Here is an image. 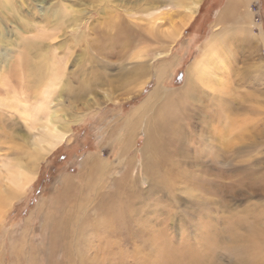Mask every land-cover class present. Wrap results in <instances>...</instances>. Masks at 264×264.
Returning a JSON list of instances; mask_svg holds the SVG:
<instances>
[{"label": "rangeland", "instance_id": "1", "mask_svg": "<svg viewBox=\"0 0 264 264\" xmlns=\"http://www.w3.org/2000/svg\"><path fill=\"white\" fill-rule=\"evenodd\" d=\"M229 1L233 5L222 17ZM183 6L182 0H0L2 190L6 193L11 186V164L37 161L31 141L49 123L53 109L59 108L67 117L83 116L72 124L65 140L39 161L37 176L25 193L0 202V264H49V260L62 264H206L212 249L200 243H206L201 236L208 226L212 232L214 228L220 233L221 228L228 229L219 235L222 238L246 233L254 225L253 232L264 244V0H203L189 26L180 36L167 40L165 30L180 26L187 16ZM67 10L80 18L67 25L73 26L68 29L70 38H47L41 55H36L28 43L56 32L58 22L53 26L48 19L54 14L66 15ZM123 15L140 28L157 29L162 40L135 38L121 47L110 39L108 45H93L109 30L113 17ZM232 15L235 23L229 21L224 26H234L230 32L238 41L221 51L222 58L227 57L224 77L229 79L226 89L231 94L200 99L188 91L181 93L187 70L211 37L218 17ZM28 25L30 30H26ZM80 35L84 36L79 43ZM106 46L118 50V55H107ZM24 50L32 51L27 61L35 72L18 75L13 68H25L18 62ZM4 52H8L5 58ZM140 64H144L142 69ZM162 66H166L165 77L156 88ZM36 75L40 76L37 83L31 80ZM11 76L17 78L13 79L16 85H10ZM73 76L79 81L90 82L96 76L108 81L81 96L62 87ZM55 80L58 85L54 90ZM155 90L161 94L151 101L150 109L156 107L149 119H154L151 113L160 106L162 146L164 151H174L170 152L172 163L166 160L162 166V191L157 186L146 189L150 176L143 163L150 159L153 144L148 142L144 148L147 111L138 109ZM172 94L174 99L168 101L174 103L171 108L162 100ZM157 101L162 102L158 105ZM44 106L48 108L42 111ZM205 110L214 113L207 117ZM227 116L238 122L231 139L224 128ZM177 138L176 147L171 142ZM93 154L95 161L88 159L83 168ZM214 156L220 159L214 161ZM97 161L99 172H106L103 186L115 193H109L112 199L104 195L102 202L109 201L99 205L92 201L99 200L97 185L88 186L87 176ZM68 174L82 175L77 178L78 187L85 191L69 189L59 197ZM126 175L131 177L127 182ZM121 180L129 190L122 199L116 193ZM210 202L214 207L206 215ZM70 205L73 215L68 213ZM48 213L55 214L57 227L65 232L60 246L53 249L55 226L53 219L46 221ZM90 214L96 219L92 221ZM232 217L242 219L239 227L230 222ZM219 252L223 257L229 254L225 248ZM232 254L234 260L229 256L226 264H236L242 258L249 260L245 264H264V245L256 250L248 245L239 255ZM260 255L261 262L257 261Z\"/></svg>", "mask_w": 264, "mask_h": 264}, {"label": "bare ground", "instance_id": "2", "mask_svg": "<svg viewBox=\"0 0 264 264\" xmlns=\"http://www.w3.org/2000/svg\"><path fill=\"white\" fill-rule=\"evenodd\" d=\"M202 1L203 0H182V2L184 4L183 8L185 9L187 16L185 19H182L180 26H176V27H173L171 29L165 30L164 35L167 38V40L168 39H174V38L180 36V34L185 30V28H187V26H189L190 22L196 16ZM179 3H180V1H179ZM180 5H181V3H180ZM232 5H233V1H231V2L229 1L227 6L225 7V9L222 11L223 12L221 14L222 17H225L223 15L227 13V11L232 7ZM65 10H66V8H65ZM120 11L121 10H119L116 13V15L119 14ZM48 15L50 17V14H48ZM74 15H75V13L73 12V10H67L66 15H63V16H61L59 14H57V16H56L54 14L53 18L52 19L49 18L48 21L50 24L53 23L52 24L53 26L55 23L58 22V27L56 28L57 30L54 27V30L56 32L47 33L46 37H44L42 40H39V41L34 39V44L28 43L27 46L33 52H35L36 55H41V52H39V51H42L45 39L48 38V39H51L52 41H58V38L62 37V36H66L64 38V40L69 39L70 35H68L69 34L68 29L72 28L73 26H67V25L78 23L80 20V18L78 16H74ZM127 18L128 17L125 15H123L120 19H117L114 16L110 22L109 30L104 31V35H102L98 40H95L93 45H95V44L96 45H100V44L108 45L107 41L110 39L114 40L116 43H120L121 47L124 45H127L131 40H133L135 38H138V39L139 38L140 39L141 38L155 39L158 41L162 40V37L158 33L157 29H155V28H150V29L140 28L138 25L132 23V21L127 19ZM235 18L236 17L234 15H232V17H227V18H220V16L218 17V21H216V24L214 25V27L212 26L214 31H212V33L210 35L211 37L202 46L201 51L199 53V57L194 59L193 64L191 63L192 65L190 64V66L187 70V75H186L185 84H184L186 87L184 86L185 89L183 91H181V93L188 91V92H191L193 94V96H195V97L197 96L200 99H206L207 96L208 97L213 96L216 98L218 96H221L220 94H223V93L227 94V95L231 94V93H228V91H227L228 89H226L228 87V84H229L228 83L229 79L224 77V71H227V63H226L227 57H226V59H223L221 56V51H223L226 48H229L231 45L235 44L236 41H238L237 35L234 32H232V34L230 32V30H233L234 26L233 25L232 26L230 25V27H228L227 25L224 26V24L228 23L229 21L235 23ZM246 19L248 21L249 18L246 17ZM217 23L218 24L221 23L223 25V27H218ZM236 25H238V24H236ZM66 26H67V28H66ZM28 28H30L29 25H28L26 30H30ZM145 30H147V31H145ZM58 31H61V34H58ZM76 36H74V37H76ZM83 36L84 35L79 36V38H78L79 43L81 42ZM25 40L29 41L27 38H25ZM60 40L63 41L62 38ZM86 42L89 43L88 39H86ZM75 44H77V43L75 42ZM86 45L88 46V44H86ZM92 46H90V47H92ZM90 47H88V48H90ZM31 50H24L21 53L23 56L22 60L18 61L19 65L22 64V67H25V68L22 69V68H19V66H16L15 69L13 68V71L15 73H17L18 75L21 72H23L25 74L35 72V69H30V64L27 61V60H29V58L31 56V52H32ZM117 51L115 52L112 49L110 50L109 48H107V46L104 50V52L109 56L118 55ZM7 54H8V52L3 53L4 58L7 56ZM143 65L144 64H142V65L140 64L138 67L142 69ZM139 71H143V70H139ZM165 73H166V66H162L160 68V72L158 74V85L156 88L159 87V83H160L161 79L163 77H165ZM103 74H101L103 77H107L105 73H103ZM136 74H139V73H136ZM121 75L124 76V74H121ZM226 76H227V74H226ZM11 77L12 78L10 79V81H12V84H10V85H12V86L16 85L17 82L15 83L13 79H17V78L15 76H11ZM59 78L61 79V77H58L57 79H59ZM39 79H40V76L36 75V76H33L31 80L34 81L35 83H37V81ZM107 79L102 81V79L100 77L96 76L92 81L87 82L86 80L85 81L84 80L79 81L77 76H73L69 79V81L65 80L62 87H65L66 90L71 88L70 90H75L78 92L77 94H80L82 96L86 92H89V91L93 90L94 88L96 89L99 84L106 83L105 81H108ZM67 83H68V86H67ZM89 83H91V85H88ZM23 84H24V87H26V86H27V88L29 87L27 83L24 82ZM34 85L37 86V84H34ZM56 85H58L57 80L52 82L51 87L55 90ZM75 91H70V92H73L74 94H76ZM48 94H51L50 88L48 90ZM160 94H161L160 90H155V91L151 92L149 97L143 102V104L138 109H141L142 112L147 111L144 114V118H146V116H147V118H146L147 122L149 121L148 123L147 122L145 123L146 142L144 143V148L146 149L148 142L153 144V146H151L153 150H152V154L150 156V159L149 160L146 159V161L143 163L146 167L145 173L148 174V176H150L149 177L150 184L148 185V187L146 189H149L150 187L152 188L153 186H157L158 189L160 191H162L163 190L162 181H163L164 176H165V173L162 171V168H163L162 166H164L166 160H170L172 163V159H170V155H171L170 152H174V151H169V152L167 150L164 151V146H162V137H161L160 132L163 131L162 130V128H163L162 123L164 122V119L162 118L161 113L158 111L160 109V106L159 107L157 106L158 108H157V110H155L156 112L153 111L151 113V115L154 114V119H152V118L149 119L150 112L152 111V109L154 110V108L156 107V105H154L155 107L150 109L151 101L153 99H155V97H159ZM171 97H172V99H174V95L172 94L171 96H167L162 101H165L164 104L167 103V106H170L172 108L174 103L168 102L171 99ZM162 101H159V102L157 101L158 103L157 102L156 103L159 105L160 102H162ZM44 103L45 102H43V104ZM228 103L231 104L230 101ZM47 108H48L47 106L42 107V111L44 109L47 110ZM169 110H170V108H169ZM58 111H59V108H57V107H56V109L52 110V114L50 113L51 118H50L49 123L46 124L43 127V129L40 131V133L37 136H35L33 138V140L31 141L32 147L34 149L33 155L37 156V161H36V159H34L31 162V164L30 163L27 164L26 162L20 161V162H17L16 164L10 165V168L8 169V180L10 181L11 186H10V188L7 187L6 193L0 187V199H1L0 202L1 203L13 201L14 199L19 198V196H22L25 193L27 188L33 183V181L35 180V178L37 176V172H38L37 170L39 169L38 168L39 161L41 159H44L45 156L50 154L53 150H55L65 140V138L67 137V134L71 130L72 124L79 122L83 118L82 115L78 116V115H71L70 114V116H68V117L63 116ZM205 111L207 112V113H205V115H207V117H209V115L214 113V110L213 111L210 110V112H208V110H205ZM215 116L218 119L221 118L220 114H216ZM152 123L155 125V127H151ZM177 123H178V120H177ZM139 125H140L139 129H140L141 126L143 125V122H141ZM236 126H238L237 120L235 121L234 118L227 116V123L224 124V128L229 132L227 134V136H229L230 139L235 137V133L233 136L232 131L236 128L238 129V127H236ZM233 127H236V128H233ZM217 132H218V130H217ZM230 133H232V134H230ZM33 136L34 135H32V137ZM178 140H179V138L176 139V142L172 141L171 143H174L175 144L174 146L177 147L179 145ZM177 152H179V150L176 151L175 153H177ZM217 154L218 153H216L215 155H217ZM94 158L96 159V156H94V154H93V156L92 155L88 156L86 161L83 163V168H85L87 166V160L88 159H93L95 161ZM97 158H98V155H97ZM219 159H220V156H214V158H213L214 161L219 160ZM98 166H99V164L97 161V163L95 165H93L91 168L88 167L89 170L87 173V174H89V175H87L89 178L88 186H90L92 183L96 184L97 190L99 191V194H98L99 197H97L99 200L97 201V199H94V198H93L94 200H92L93 202L96 201L97 205L101 204L100 202H102V198H104V195H106V198L112 199L111 196L114 193L112 191H107V189H105V188H107L106 184H104V186H103V183H105V181H104V179L102 180V176L105 175L106 172H104V171L99 172ZM81 174H82V170H81ZM80 176L82 177V175H80V174H78V175H69L68 174L64 179V186L62 187V190H61L59 197L62 196L63 192H68L69 189L70 190H76L78 192H80V191L84 192L85 187H82L83 189L82 188L79 189V187H78V186H81L77 180V178ZM127 178L130 179L131 177L129 175H126V177H125L126 182H127ZM123 183H124V181H122V183H120L121 185L116 192L117 194L119 193V198H121V199L124 198V196L127 194V191H129L127 189V185L123 184ZM88 188L91 189L90 187H88ZM109 193H112V194L110 195ZM74 194H76V193H74ZM77 195H75L74 197L77 198ZM87 197H89V196H87ZM90 199H91V197H90ZM109 199H105L104 202H102V203H107L109 201ZM86 200H89V199H86ZM44 201L45 200H43L42 203ZM211 202L213 203L216 201H211ZM211 202L209 204L210 207H208L204 210L206 215H210V210H213L212 207H214V205H213L214 203L211 205ZM70 207L71 208H68L69 209L68 213L73 215L74 214V210L72 208L73 206L70 205ZM89 217L91 220L94 218L91 214L89 215ZM52 219L54 220V226H55L54 234L52 235V241H51L52 249H53L54 246L55 247H57V245H58V247L60 246L61 243H58V242L61 241L60 239H62L61 238L63 235L62 233H65V232H63V230L61 228L57 227L58 222H57V219L55 220V214L53 215V214L48 213L46 221L50 222V220H52ZM95 219H96V217L94 218V220ZM240 220H242V219L241 218L237 219L235 217H232L230 219V222H232L233 226L239 227V221ZM65 221L66 220H64L62 222L65 223ZM95 222H97V221H95ZM250 227L251 228L250 229L248 228L249 231L246 233H237L236 235L230 234L227 236L224 235L222 238H220L219 235L224 234V230L228 231V229L221 228L223 230V233H220V231H218V229L214 228V227H213L214 229L212 232L210 226H208L206 229H203L201 239H203L206 243L202 242L200 244L203 247L209 246V248L212 249V252H210V254L212 256L208 258L207 261H209V262H207L206 264H211V262L215 263V264H226V262H227L226 259H229V256H231L230 260L233 261L234 259L232 257L234 255L232 253H236V255H239L238 252L242 253L243 251H245V249L247 250L248 245H249V247L252 246L255 250L256 249H263L264 244L261 241L262 238L260 236L258 237V235H256L253 232L255 229L254 225H252ZM213 235H217V237L215 238ZM228 237H230V238H228ZM121 242L122 241L120 240V242H118V243H121ZM241 242H242V244H241ZM222 248H225L226 253H229L227 256L225 255L223 257L220 255L219 250H221ZM53 252H56V249ZM69 252H70V250L68 251L67 256H69ZM218 252H219V255H217ZM74 256H73V258L77 263V260ZM261 256L262 255L257 257V261L261 262V259H262ZM239 259L236 258V261ZM50 261L51 260H49V264L53 260L51 262ZM246 262H247L246 259L242 258L241 261L236 263V264H245ZM248 262H249V260H248ZM51 264H62V263H59V262L53 263L52 262Z\"/></svg>", "mask_w": 264, "mask_h": 264}]
</instances>
